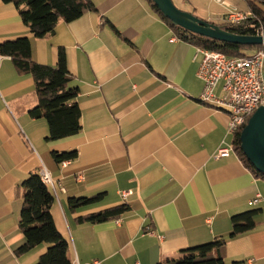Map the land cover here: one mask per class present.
I'll return each mask as SVG.
<instances>
[{
	"label": "crops",
	"instance_id": "1",
	"mask_svg": "<svg viewBox=\"0 0 264 264\" xmlns=\"http://www.w3.org/2000/svg\"><path fill=\"white\" fill-rule=\"evenodd\" d=\"M92 1L96 12L36 39L16 6L0 0V44L30 38L33 60L51 67L63 49L82 112L78 135L47 141L46 120L30 116L33 77L0 56V264H36L47 250L16 253L26 241L22 185L41 169L54 182L52 212L73 264H159L218 238L227 240V264H264V179L235 149L216 157L234 135L229 114L200 101L197 48L178 39L146 0ZM226 6L207 22L221 24L237 8ZM215 94L224 96L223 82ZM53 151L78 157L57 164ZM99 194L95 204L70 208L71 198ZM257 194L262 202L254 205ZM122 205L128 211L118 220L78 222ZM253 210L255 228L232 238V217Z\"/></svg>",
	"mask_w": 264,
	"mask_h": 264
},
{
	"label": "trees",
	"instance_id": "2",
	"mask_svg": "<svg viewBox=\"0 0 264 264\" xmlns=\"http://www.w3.org/2000/svg\"><path fill=\"white\" fill-rule=\"evenodd\" d=\"M14 4L25 26L36 39H42L56 30L59 22L71 23L88 12L97 9L92 0H3ZM250 18L241 25L225 23L215 24L222 29L237 35L255 36L264 32V0H243ZM150 7L172 29L175 36L196 48L217 51L229 58L250 57L262 46H240L224 43L191 33L181 27L174 26L158 10L152 0H146ZM0 56L10 57L16 69L22 74H29L35 81L37 105L30 111L34 119H44L49 126L47 141H58L78 135L82 130V112L76 99L78 87L71 86L72 75L68 70L66 54L60 49L58 63L55 67L40 65L33 60L30 38L22 37L15 41L0 44ZM250 119V118H249ZM248 119V120H249ZM247 120V122H248ZM246 125H244L245 127ZM243 127V128H244ZM241 132L234 135L233 146L246 167L255 177L264 179L246 159L241 150ZM57 164L74 161L77 151L52 152ZM25 190L20 214L19 227L25 236V243L16 250L18 255L26 254L40 245H47L36 264H73L69 257L70 242L56 226L53 207L56 203L54 193L43 183L39 173H32L23 183ZM103 198V194L85 198H71V209L95 204ZM128 211L126 205L105 209L87 217H80L78 222L100 224L110 220H118ZM258 210L235 215L231 219V237H237L253 230ZM227 240L215 239L212 242L180 252L177 259H168L159 264H227L225 259Z\"/></svg>",
	"mask_w": 264,
	"mask_h": 264
},
{
	"label": "built area",
	"instance_id": "3",
	"mask_svg": "<svg viewBox=\"0 0 264 264\" xmlns=\"http://www.w3.org/2000/svg\"><path fill=\"white\" fill-rule=\"evenodd\" d=\"M250 16L248 12H232L225 16L223 23L241 25ZM255 36L264 37V32L259 31ZM199 56L201 59L197 75L204 83L200 101L214 109L226 111L230 116L227 132L235 135L243 130L254 112L264 106V48L244 58H229L221 52L197 48L196 58ZM221 82L224 83L225 94L223 97H218L215 90ZM232 151H234L233 145H224L219 148L216 157H226ZM67 163L64 162L62 165ZM40 176L43 183L56 193L50 174L45 169H41ZM130 194L125 192L122 197L126 199ZM261 202L262 196L257 194L252 203L258 205ZM146 234L154 233L148 227ZM93 264H99V262Z\"/></svg>",
	"mask_w": 264,
	"mask_h": 264
},
{
	"label": "water",
	"instance_id": "4",
	"mask_svg": "<svg viewBox=\"0 0 264 264\" xmlns=\"http://www.w3.org/2000/svg\"><path fill=\"white\" fill-rule=\"evenodd\" d=\"M158 10L174 26L216 41L240 46H264L262 36H242L230 33L220 26L202 21L180 11L173 0H152ZM241 150L246 159L264 175V106L259 107L241 132Z\"/></svg>",
	"mask_w": 264,
	"mask_h": 264
},
{
	"label": "rangeland",
	"instance_id": "5",
	"mask_svg": "<svg viewBox=\"0 0 264 264\" xmlns=\"http://www.w3.org/2000/svg\"><path fill=\"white\" fill-rule=\"evenodd\" d=\"M227 2L237 8L229 10L227 14L236 11H246V4L243 0H173L175 6L182 12L189 13L194 17L206 21L209 17L217 18L227 11ZM215 23L218 22L215 20Z\"/></svg>",
	"mask_w": 264,
	"mask_h": 264
}]
</instances>
